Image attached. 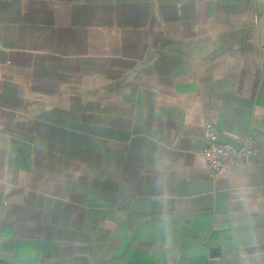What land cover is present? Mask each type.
<instances>
[{"label":"crops","instance_id":"obj_1","mask_svg":"<svg viewBox=\"0 0 264 264\" xmlns=\"http://www.w3.org/2000/svg\"><path fill=\"white\" fill-rule=\"evenodd\" d=\"M0 264H264V0H0Z\"/></svg>","mask_w":264,"mask_h":264},{"label":"built area","instance_id":"obj_2","mask_svg":"<svg viewBox=\"0 0 264 264\" xmlns=\"http://www.w3.org/2000/svg\"><path fill=\"white\" fill-rule=\"evenodd\" d=\"M206 146L204 156L211 174H222L232 166L253 162L257 156V140L254 136L240 137L229 132H219L211 121L205 123ZM234 140L238 146L221 142V137Z\"/></svg>","mask_w":264,"mask_h":264},{"label":"water","instance_id":"obj_3","mask_svg":"<svg viewBox=\"0 0 264 264\" xmlns=\"http://www.w3.org/2000/svg\"><path fill=\"white\" fill-rule=\"evenodd\" d=\"M221 142H223V143H231V144H233V145H235V146H238V144L234 141V140H232L231 138H228V137H221Z\"/></svg>","mask_w":264,"mask_h":264}]
</instances>
